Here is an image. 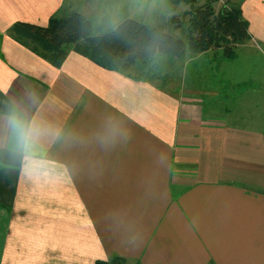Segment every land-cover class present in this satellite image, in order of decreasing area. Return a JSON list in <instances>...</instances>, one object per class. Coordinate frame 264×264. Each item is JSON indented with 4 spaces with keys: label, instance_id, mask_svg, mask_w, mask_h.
I'll use <instances>...</instances> for the list:
<instances>
[{
    "label": "crops",
    "instance_id": "crops-1",
    "mask_svg": "<svg viewBox=\"0 0 264 264\" xmlns=\"http://www.w3.org/2000/svg\"><path fill=\"white\" fill-rule=\"evenodd\" d=\"M107 1L83 12L79 0H0V264H264V127L244 115L264 91L212 88L224 99L239 87L244 113L236 100L205 111L200 85L134 81L73 51L55 68L8 33L72 11L105 29ZM228 1L249 40L231 59L187 54L172 80L189 67L199 77L201 59L212 77L238 47H264V0Z\"/></svg>",
    "mask_w": 264,
    "mask_h": 264
},
{
    "label": "trees",
    "instance_id": "trees-1",
    "mask_svg": "<svg viewBox=\"0 0 264 264\" xmlns=\"http://www.w3.org/2000/svg\"><path fill=\"white\" fill-rule=\"evenodd\" d=\"M217 1L170 0L171 9L179 3L189 6L185 41L173 34L179 27L177 20L167 25L173 29L170 31L166 26L125 19L102 33L103 28L94 29L86 16L73 11L53 14L45 27L15 22L8 33L15 42L55 68L73 51L101 68L144 82L162 79L164 59L171 64L187 54L209 49H221L223 58L231 59L234 49L249 40L248 24L240 8L226 0L225 5L215 10ZM199 2L202 3L196 5ZM94 264H124V260L113 257Z\"/></svg>",
    "mask_w": 264,
    "mask_h": 264
},
{
    "label": "rangeland",
    "instance_id": "rangeland-1",
    "mask_svg": "<svg viewBox=\"0 0 264 264\" xmlns=\"http://www.w3.org/2000/svg\"><path fill=\"white\" fill-rule=\"evenodd\" d=\"M84 1V0H83ZM83 1L79 0L77 2V9H80L83 11ZM224 2L226 0H221ZM217 2L214 4L215 10H218L221 6H223L222 2ZM200 3L196 4L199 5ZM103 5L106 8H115L114 12H109V18L108 21L105 22L104 26L106 27L103 29V32H107L113 25H110L109 23H114L113 20L116 19V21H123L125 19H132L144 24H153V25H160L165 27L166 29H169L170 31L173 30L170 27L168 28L167 25L171 23L172 20H177V24L179 27L173 32L174 36L182 39L185 41V29L188 24V16L187 13L184 11L188 6H185L184 4H179L175 8L171 9L169 8L170 0H108L107 2H104ZM84 12V11H83ZM113 13V14H112ZM112 14V16H111ZM87 17V16H86ZM88 18V17H87ZM89 19V18H88ZM123 19V20H122ZM120 21V22H121ZM91 23L93 24V28L95 29L96 24L102 23V21H98L96 19H92ZM117 22L116 24H118ZM166 31V30H165ZM213 50V49H212ZM264 47H257L256 45L253 46H242L238 47L235 50V55L237 56L236 59L233 61H225L224 63H218L212 65L213 68H215V71L213 76L210 77L209 75H205L203 69L204 68V60L201 59L198 62L197 71H199V77L193 74L194 67H189L184 71V73L180 72L181 75H179L177 79L172 80L171 73L173 72V68L176 66H183V63H180L183 61V59L174 60L171 64L166 62L167 60H163V66H165L162 70L163 77H167L169 79L168 81L170 83L175 84L178 82V86L184 88V87H195L196 85H200L199 87H196L195 89L198 90H206L204 93L200 92V98L203 102V106L206 110H209L211 106L212 99L217 103L219 102L223 103L224 105L228 104L230 105L233 100H236L234 108L237 110L236 113L243 114L244 110L241 109L240 105L244 102L243 100L238 101V97L236 98L239 90V87L236 89H231V91H228L229 96L227 98L224 97L223 99V93H221L220 99L218 97H207V95L210 94V90L212 88L214 89H230V83L236 84V83H242L246 86H249V89L247 90V93L253 92L255 89L260 91L257 93V95H260L262 91H264V73L262 72V68L264 67ZM177 70V69H176ZM177 72V71H175ZM182 79V80H181ZM197 82H193L196 81ZM150 81V79L148 80ZM161 81V80H160ZM166 81V80H165ZM177 81V82H176ZM181 81V82H180ZM156 83V80H154ZM158 82V81H157ZM183 86H182V85ZM229 85V86H228ZM263 89V90H262ZM207 92V93H206ZM260 101L264 102V93L259 96L258 98ZM246 103L250 102L248 100H245ZM256 102V103H255ZM254 102L253 106H249L246 109V113L244 115H249L251 117L256 118V122H253L254 125L258 127H264V105L263 102H258L256 100ZM236 104H239L236 107ZM61 185V184H60ZM64 186V182H63ZM6 217L2 221V226L0 228V238L3 236V232L5 231V224H6ZM121 222L120 227L123 225L124 220H117V223ZM119 228V227H118ZM117 228V229H118ZM126 233H123L121 235H125ZM158 233L154 234V239L157 240ZM153 241H148L146 243V247H152ZM78 257V255H77ZM119 257V256H114ZM113 258V256H112ZM110 258L109 260H111ZM124 260V264H139L140 258H123L119 257ZM107 260V261H109ZM75 261V257L73 256V262ZM102 261V260H101ZM139 262V263H138ZM142 264V263H140ZM147 264H154L153 262H148Z\"/></svg>",
    "mask_w": 264,
    "mask_h": 264
},
{
    "label": "built area",
    "instance_id": "built-area-1",
    "mask_svg": "<svg viewBox=\"0 0 264 264\" xmlns=\"http://www.w3.org/2000/svg\"><path fill=\"white\" fill-rule=\"evenodd\" d=\"M220 1H221V0H218L217 2H220ZM221 2H222V1H221ZM222 4L225 5L224 2H222Z\"/></svg>",
    "mask_w": 264,
    "mask_h": 264
}]
</instances>
